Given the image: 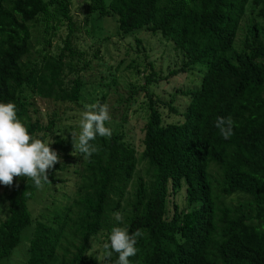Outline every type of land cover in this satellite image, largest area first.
Returning <instances> with one entry per match:
<instances>
[{
    "label": "trees",
    "instance_id": "1",
    "mask_svg": "<svg viewBox=\"0 0 264 264\" xmlns=\"http://www.w3.org/2000/svg\"><path fill=\"white\" fill-rule=\"evenodd\" d=\"M83 1L89 22L95 11L115 17L120 39L129 35L137 45L136 34L147 31L170 43L180 64L169 75L195 66L201 73L184 92L180 111L146 92L138 148L118 129L111 138L91 141L98 150L90 158L69 142L75 180L66 202L52 199L36 215L31 207L43 191L50 194L49 184L60 181L54 171L65 168L57 164L43 189L26 177L7 189L0 259L31 224L21 264H96L88 253L92 242L108 243L114 227H126L130 235L143 232L130 264H264V0ZM68 5L69 0H0V103H14L18 119L39 138L54 132V120H31V98L78 105V74L88 69L72 41L78 29ZM64 22L63 45L51 53L48 36ZM148 66L144 84L157 82L152 62ZM126 67L139 72L136 64ZM64 69L73 77L65 80ZM106 87L97 82L95 104H105ZM218 117L232 119L229 139L215 126ZM80 132L81 127L77 138ZM60 141L54 140L53 150L65 149ZM101 252L103 264H116L117 253L107 259L103 246Z\"/></svg>",
    "mask_w": 264,
    "mask_h": 264
},
{
    "label": "rangeland",
    "instance_id": "2",
    "mask_svg": "<svg viewBox=\"0 0 264 264\" xmlns=\"http://www.w3.org/2000/svg\"><path fill=\"white\" fill-rule=\"evenodd\" d=\"M108 1L104 0V3L107 4ZM85 6L83 0H69L68 8L73 24L78 29L74 32L72 41L77 47H81L83 58L88 61V69H84L78 74L82 84L81 97L77 100L78 105L69 102H53L38 97L31 98L32 104L29 107L31 120L38 118L41 124H46L49 119L54 120L52 124L53 133L42 138H39L36 134L33 138L42 140V142L49 144L51 148L57 138L61 140L60 142L65 148L60 149L58 147L54 150L60 157V163H57V165L65 169L54 171L56 178L60 181L47 186L50 194L46 193L45 190L41 198H34L37 204L31 203V207L35 215L39 214L43 205L49 204L52 199L55 203H64L69 200L70 191L74 189L75 175L73 174V167L75 166V156L73 151L68 152L67 150L72 148L69 144L72 141L71 135H77L79 132L83 113L88 110L89 105L96 102L92 97H99L98 94H93L98 81L107 83L105 104L109 106L111 120L106 122V127L111 128L112 131L121 130L124 132L125 139L138 148L142 136L141 127L145 118L146 92L151 93L153 97H159L164 103H169L180 111L184 107L187 98L184 92L197 83L201 73L200 67L195 66L191 71L169 75L168 72L180 64L179 55L175 49L170 47V43H166L164 39H161L160 42L157 35L150 34L147 31H140L136 34L140 39L137 45L129 35H125L124 39H120L116 35L117 28L114 16H100L95 11L92 12L89 22L84 10ZM255 11L256 8L253 14ZM249 12L250 10L247 8L246 17ZM50 22H53V20ZM65 22L56 28L51 36H48L50 41L49 51L51 53H56L63 45L62 41L67 32ZM243 32V30L240 31L238 37ZM40 43V38L36 36V31L33 30V48H38ZM149 62H152V69L157 72V82L144 84L143 78L151 70L148 66ZM128 64H136L139 72L126 67ZM144 67L145 69H143ZM64 72L67 74L65 80L73 77L70 76L68 70L64 69ZM103 75L106 76L103 78ZM140 86H144L143 89ZM159 111L164 115L167 112V107L162 105L159 107ZM53 112L56 116H52ZM64 140L68 144H65ZM137 150L138 154L139 149ZM138 167L142 168L143 165H138ZM21 178H14L12 186L17 185ZM9 188L0 184V219L5 215V193ZM45 208L47 207L44 206V212ZM31 232V224L22 228L18 245L7 258L0 259V264L22 263L24 257L22 248L24 244H27V237ZM99 239H102V237L100 236ZM103 240L99 242L94 240L91 249L88 251L96 260V264H103L104 261L101 252Z\"/></svg>",
    "mask_w": 264,
    "mask_h": 264
},
{
    "label": "clouds",
    "instance_id": "3",
    "mask_svg": "<svg viewBox=\"0 0 264 264\" xmlns=\"http://www.w3.org/2000/svg\"><path fill=\"white\" fill-rule=\"evenodd\" d=\"M111 120L107 104H92L83 113L80 121L81 132L78 138L72 134V143L85 158H90L97 147L91 143L97 136L111 138L112 129L106 127ZM224 139L233 135V121L218 117L215 125ZM60 163V157L49 144L40 139H34L28 129L17 117V108L14 103H0V184L11 187L14 178L26 177L34 182L40 190L45 184L51 183L48 170ZM117 222L123 221L120 212L114 213ZM143 232L137 230L129 234L126 227H114L108 237L109 242L104 243L105 258L109 259L112 253L118 254L116 264H130L129 257L137 254V238Z\"/></svg>",
    "mask_w": 264,
    "mask_h": 264
}]
</instances>
